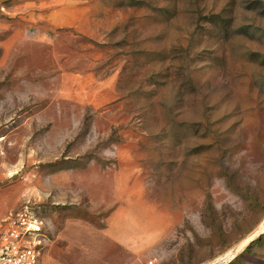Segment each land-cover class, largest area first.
I'll use <instances>...</instances> for the list:
<instances>
[{
	"label": "rangeland",
	"instance_id": "rangeland-1",
	"mask_svg": "<svg viewBox=\"0 0 264 264\" xmlns=\"http://www.w3.org/2000/svg\"><path fill=\"white\" fill-rule=\"evenodd\" d=\"M24 206L41 264H264V0H0Z\"/></svg>",
	"mask_w": 264,
	"mask_h": 264
},
{
	"label": "built area",
	"instance_id": "built-area-1",
	"mask_svg": "<svg viewBox=\"0 0 264 264\" xmlns=\"http://www.w3.org/2000/svg\"><path fill=\"white\" fill-rule=\"evenodd\" d=\"M42 222L27 206L10 212L0 230V264H41Z\"/></svg>",
	"mask_w": 264,
	"mask_h": 264
},
{
	"label": "bare ground",
	"instance_id": "bare-ground-1",
	"mask_svg": "<svg viewBox=\"0 0 264 264\" xmlns=\"http://www.w3.org/2000/svg\"><path fill=\"white\" fill-rule=\"evenodd\" d=\"M261 227H262V226H261ZM261 227H260V228H261ZM263 227H264V226H263ZM263 230H264V229H263ZM247 238H248V237H247ZM248 239H249V238H248ZM244 241H245V240H244ZM231 255H232V254H231ZM231 255H230V256H231Z\"/></svg>",
	"mask_w": 264,
	"mask_h": 264
}]
</instances>
